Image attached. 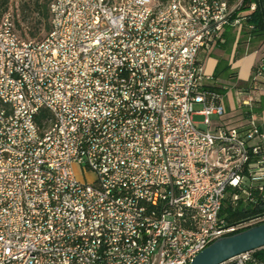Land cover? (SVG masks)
<instances>
[{"label": "built area", "instance_id": "2783aa9c", "mask_svg": "<svg viewBox=\"0 0 264 264\" xmlns=\"http://www.w3.org/2000/svg\"><path fill=\"white\" fill-rule=\"evenodd\" d=\"M241 6L54 0L38 42L0 18V264H190L264 224L224 212L264 208V128L250 99L224 123L199 58ZM255 252L222 264H264Z\"/></svg>", "mask_w": 264, "mask_h": 264}, {"label": "crops", "instance_id": "0c3cea01", "mask_svg": "<svg viewBox=\"0 0 264 264\" xmlns=\"http://www.w3.org/2000/svg\"><path fill=\"white\" fill-rule=\"evenodd\" d=\"M244 32L242 25L227 28L224 33L225 44L208 53H200L199 58L203 63L204 74L211 78L218 66L228 67L224 74L206 83L224 90L223 104L227 111L224 123L233 127L243 125L244 107L241 104L250 99L252 114L264 128V78L252 81L253 68L264 58V43L249 46ZM249 48L252 50L247 52Z\"/></svg>", "mask_w": 264, "mask_h": 264}, {"label": "trees", "instance_id": "16d2710c", "mask_svg": "<svg viewBox=\"0 0 264 264\" xmlns=\"http://www.w3.org/2000/svg\"><path fill=\"white\" fill-rule=\"evenodd\" d=\"M15 1L16 0H0V18L5 13L11 15L14 31L19 38L26 42H32V39L39 38L41 34H44V36L48 34L50 31V5L54 0ZM226 1L229 5H233L238 0ZM252 3L255 4L256 7L254 11L250 12L249 6ZM10 7L13 8L12 12L9 10ZM233 18L243 19L242 26L245 29L244 37L249 46L252 47L258 43H264V0H242V6L234 13ZM22 23L30 25L29 28H27L28 30L21 26ZM249 27H251V29H249ZM261 62H264V58H262ZM227 70V66H218L212 79L224 74ZM203 88L206 91H211L224 97V90L220 87H216L215 85H204ZM262 211H264L262 205L254 208L238 209L234 212L228 208L224 209L228 223L257 215ZM255 253L258 258L264 260V249L257 250Z\"/></svg>", "mask_w": 264, "mask_h": 264}, {"label": "water", "instance_id": "95a60500", "mask_svg": "<svg viewBox=\"0 0 264 264\" xmlns=\"http://www.w3.org/2000/svg\"><path fill=\"white\" fill-rule=\"evenodd\" d=\"M260 249H264V224L214 241L190 264H222L240 254Z\"/></svg>", "mask_w": 264, "mask_h": 264}, {"label": "rangeland", "instance_id": "374dc122", "mask_svg": "<svg viewBox=\"0 0 264 264\" xmlns=\"http://www.w3.org/2000/svg\"><path fill=\"white\" fill-rule=\"evenodd\" d=\"M15 2H18V0H16ZM16 6H17V5H16ZM9 10H10V12H12L13 8L10 7ZM21 26H22L24 29L28 30L27 28H29L30 25H28L27 23H22ZM43 37H44V34H41L39 38H37V39H32L31 41H32V42H38V41H41V40L43 39ZM251 50H252V49L249 48V49L247 50V52H250ZM207 82H208V81H207ZM242 96H245V95H242ZM199 109H200L199 106H195V111H197V110H199ZM203 120H204V118H203L202 116H198V115H194V116H193V121H194V123L197 125V127H198L199 129H204V126L202 125ZM87 179H91V176L88 175Z\"/></svg>", "mask_w": 264, "mask_h": 264}]
</instances>
